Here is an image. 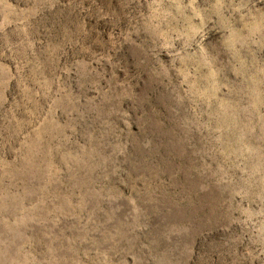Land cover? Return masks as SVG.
Returning <instances> with one entry per match:
<instances>
[{
    "label": "rangeland",
    "instance_id": "1",
    "mask_svg": "<svg viewBox=\"0 0 264 264\" xmlns=\"http://www.w3.org/2000/svg\"><path fill=\"white\" fill-rule=\"evenodd\" d=\"M0 264H264V0H0Z\"/></svg>",
    "mask_w": 264,
    "mask_h": 264
}]
</instances>
